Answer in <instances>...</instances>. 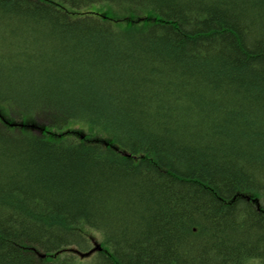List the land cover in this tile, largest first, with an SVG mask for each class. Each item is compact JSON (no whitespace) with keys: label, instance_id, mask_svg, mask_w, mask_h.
<instances>
[{"label":"trees","instance_id":"trees-1","mask_svg":"<svg viewBox=\"0 0 264 264\" xmlns=\"http://www.w3.org/2000/svg\"><path fill=\"white\" fill-rule=\"evenodd\" d=\"M0 103V264H264V0H0Z\"/></svg>","mask_w":264,"mask_h":264},{"label":"rangeland","instance_id":"rangeland-1","mask_svg":"<svg viewBox=\"0 0 264 264\" xmlns=\"http://www.w3.org/2000/svg\"><path fill=\"white\" fill-rule=\"evenodd\" d=\"M91 8H92V11H101V5H93ZM102 9H103V7H102ZM6 107L7 106L5 104L0 103V112H4L5 109H6ZM1 115L4 116V117H6V114L5 115L1 114ZM1 115H0V119H2V116ZM90 237L94 241H97V242H100V240H101V235L99 233H96V232H93V231L91 232V236ZM248 264H250V263H248Z\"/></svg>","mask_w":264,"mask_h":264},{"label":"bare ground","instance_id":"bare-ground-1","mask_svg":"<svg viewBox=\"0 0 264 264\" xmlns=\"http://www.w3.org/2000/svg\"><path fill=\"white\" fill-rule=\"evenodd\" d=\"M100 242H97V241H93V242H91V250H93L91 253H90V255L89 256H91L92 254H94L95 252H97V250L96 249H99V246H97V244H99Z\"/></svg>","mask_w":264,"mask_h":264}]
</instances>
